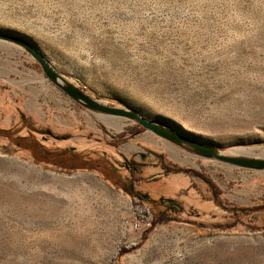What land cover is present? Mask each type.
<instances>
[{"label":"rangeland","instance_id":"rangeland-1","mask_svg":"<svg viewBox=\"0 0 264 264\" xmlns=\"http://www.w3.org/2000/svg\"><path fill=\"white\" fill-rule=\"evenodd\" d=\"M4 37L30 44L105 106L220 155L264 159V0H0V128L24 116L64 134L35 137L45 149L109 158L126 183L141 178L149 197L177 196L205 224L168 221L145 233L129 195L98 173L36 164L0 138V264H264V213L232 219L211 200L214 191L226 209L264 204V168L198 156L82 106Z\"/></svg>","mask_w":264,"mask_h":264},{"label":"trees","instance_id":"trees-1","mask_svg":"<svg viewBox=\"0 0 264 264\" xmlns=\"http://www.w3.org/2000/svg\"><path fill=\"white\" fill-rule=\"evenodd\" d=\"M19 126L17 128H0V138H5L12 146L13 151H27L30 154L31 160L38 164L42 163L44 166L55 168L61 172H73L76 170H88L94 171L101 175L105 180H108L112 185L120 188L123 192L129 195L134 205V211L137 218L144 223L143 232H147L153 228L156 224L165 223L168 221H180L190 224L192 227L204 226V223L196 221L191 218L193 212L190 207H184L177 196H156L149 197L145 191H141L137 188L138 182L141 178H130L127 183L115 172L112 167L111 160L104 156L90 157L84 152L75 151L72 148H62L59 150L45 149L43 145L36 139L35 134L42 135L45 132L49 133L55 139H63L66 137L64 134H56L48 129H42L35 127L24 116H20ZM17 125V124H16ZM21 129H25V133H20ZM0 150L7 152L4 145H0ZM164 170L163 173L169 172H189V169L182 167H169L161 166ZM133 181V182H132ZM207 184L208 181H205ZM210 187V183L208 184ZM217 195L213 191L211 200L213 203L224 209L229 215V218L240 219L244 216H254L255 213H264V204L254 206H233L230 209L222 207L219 201L216 199ZM226 223L215 224L216 227L222 226ZM214 226V227H215ZM264 228V223L259 226ZM144 239V233L141 237ZM137 246V243H133L130 247L123 248L133 249ZM128 249V250H129ZM120 255L123 254L121 249Z\"/></svg>","mask_w":264,"mask_h":264},{"label":"water","instance_id":"water-1","mask_svg":"<svg viewBox=\"0 0 264 264\" xmlns=\"http://www.w3.org/2000/svg\"><path fill=\"white\" fill-rule=\"evenodd\" d=\"M6 40L13 41L22 47H24L27 52L33 57V59L40 65L41 70L45 77L56 86H58L67 96L71 99L77 101L82 106L89 108L91 110L108 113L117 116H123L130 120L137 122L141 127L152 133L158 135L159 137L165 139L166 141L181 146H187L193 153L198 156L206 158H216L237 166L251 168V169H263L264 159L262 158H252V157H231L220 155L216 152V149L208 144L193 140L189 137L182 135L176 130L164 126L160 123L146 119L145 117L138 114L132 109H123L116 106H105L98 101L92 99L81 89L75 85L62 79L61 76L52 68L49 62L30 44L26 43L21 39H16L14 37H4Z\"/></svg>","mask_w":264,"mask_h":264},{"label":"bare ground","instance_id":"bare-ground-1","mask_svg":"<svg viewBox=\"0 0 264 264\" xmlns=\"http://www.w3.org/2000/svg\"><path fill=\"white\" fill-rule=\"evenodd\" d=\"M117 126H119V124H117ZM121 221H122V220H121ZM104 223L107 224L108 222L105 220ZM125 224H127V220H126V221H123L121 225H122V226H125Z\"/></svg>","mask_w":264,"mask_h":264}]
</instances>
